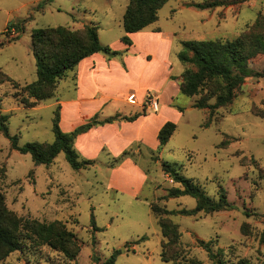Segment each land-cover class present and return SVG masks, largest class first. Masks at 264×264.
Returning a JSON list of instances; mask_svg holds the SVG:
<instances>
[{"label": "rangeland", "instance_id": "1", "mask_svg": "<svg viewBox=\"0 0 264 264\" xmlns=\"http://www.w3.org/2000/svg\"><path fill=\"white\" fill-rule=\"evenodd\" d=\"M212 1L218 0H168L152 25L174 31L182 40H231L249 31L264 34V0H219L225 5L209 10L192 6ZM127 3L0 0V73L11 80L0 84V116H8V133L17 137L19 146L53 141L56 107L50 105L58 92L69 93L73 82L69 71L56 82L51 100L22 103L32 101L25 85L36 80L31 31L56 26L80 30L93 23L105 43L123 33L121 21ZM248 67L251 76L235 90L231 103L210 115L207 109L192 106L204 91L192 97L178 94L174 112L152 113L144 105L137 117H155L151 126L168 118L176 125L174 133L162 147L145 137L146 141L127 149V157L118 159L119 154L106 165L94 162L88 169L73 170L63 153L49 165H35L29 154L13 150L0 132V194L6 208L18 217L43 223L60 221L81 243L73 260L46 245L28 244L0 264H102L114 250L121 251L114 264H184L190 259L213 264L197 240L210 241L226 264H238L241 259L264 264V55L250 60ZM213 102L214 98L209 100ZM207 120L209 126L204 128ZM126 159L135 170L123 164ZM164 162L192 179L214 201L222 187L233 208L179 214L181 209L192 210L196 203L189 196L165 197L169 188L180 185L164 171ZM112 168H117L114 175L110 174ZM150 204L173 213L166 217L177 225L180 237L176 246L165 247L172 261L160 259L162 238ZM142 236L146 239L132 244Z\"/></svg>", "mask_w": 264, "mask_h": 264}, {"label": "trees", "instance_id": "2", "mask_svg": "<svg viewBox=\"0 0 264 264\" xmlns=\"http://www.w3.org/2000/svg\"><path fill=\"white\" fill-rule=\"evenodd\" d=\"M167 1L128 0L121 21L124 35L120 41L125 45H130L128 35L155 22L157 11ZM223 5H225L223 1L218 0L202 4L195 3L192 6L199 10H209ZM19 30L22 29L19 28ZM30 45L35 62L36 80L25 85L28 97L32 99V101L24 99L22 103L25 105L36 104L38 101L52 98L56 82L64 78L69 71H73L84 58L94 53H102L109 58L120 55L118 51L99 42L98 27L93 23L84 24L80 30H70L65 26L34 29L30 34ZM257 55H264V34H253L251 31L242 33L231 40L217 38L181 41L177 58L181 63L189 64L191 67L184 69L178 79L179 92L192 97L204 91L192 106L197 109H207L210 115L214 109L231 103L235 96V90L244 83L246 78L251 76L252 71L248 65L250 60ZM0 74V84L11 83L5 73ZM212 98H214V102L210 104L209 100ZM136 118V115L112 117L103 121L92 118L66 133L59 128V113L58 107H56L51 125L54 139L50 143L29 142L19 146L17 137L8 133L7 115L0 116V132L10 142L13 150L20 154H29L35 165H49L59 153H63L65 161L73 170H85L90 168L94 162L79 158L74 147L75 138L93 126L111 123L113 120L131 122ZM208 126L209 120L203 124L204 128ZM175 129V123L170 121L160 127L156 135L158 147L166 144ZM218 146L222 148L224 144L220 143ZM127 156L128 150L126 149L117 158L121 159ZM162 166L170 178L180 185L179 188H169L165 197L170 199L189 196L195 200L196 204L192 210L181 209L178 211L179 214L192 216L200 212L213 213L233 208L232 204L227 201L222 187L218 189L219 198L214 201L203 192L197 183L182 176L171 164L164 162ZM149 209L156 218L162 238L160 259L164 262L172 261L171 257L166 256L165 247L176 246L180 237L177 225L166 217L173 213L166 209H159L152 204L149 205ZM91 222L93 224V218H91ZM145 239L146 236H142L132 244L135 245ZM28 244L46 245L63 253L69 260L75 259L81 250L80 241L60 221L43 223L28 217H18L6 208L3 196L0 194V261L8 254L18 251ZM197 244L207 253L213 264H226L220 257V251L212 250L210 241L197 240ZM126 249L127 247H125V251ZM120 253V250H114L102 264H114L115 257ZM184 264L200 263L190 259ZM238 264L249 263L247 260L241 259Z\"/></svg>", "mask_w": 264, "mask_h": 264}, {"label": "crops", "instance_id": "3", "mask_svg": "<svg viewBox=\"0 0 264 264\" xmlns=\"http://www.w3.org/2000/svg\"><path fill=\"white\" fill-rule=\"evenodd\" d=\"M152 24L129 34L130 45L120 41L124 31L105 43L101 42L98 33L99 42L120 55L109 58L102 53H94L70 71L73 76L71 91L67 94L58 92L50 105L58 107L62 132H71L92 118L103 121L137 115L144 105L152 113L160 110L174 112L175 99L180 94L178 79L184 70L182 65H178L181 62L177 54L180 42L184 40L174 31ZM148 96L156 98V112L146 103ZM167 119L162 118L154 126L151 125L157 119L145 116H138L131 122L113 120L93 126L75 138L74 147L84 159L106 165L109 158L117 157L138 141H146L145 137L153 138L156 144L157 132ZM130 162L126 159L123 164L135 170ZM116 171L117 168H112L110 174L114 175Z\"/></svg>", "mask_w": 264, "mask_h": 264}, {"label": "built area", "instance_id": "4", "mask_svg": "<svg viewBox=\"0 0 264 264\" xmlns=\"http://www.w3.org/2000/svg\"><path fill=\"white\" fill-rule=\"evenodd\" d=\"M130 97L133 96L131 95ZM146 103L152 111L156 112L158 110V102L155 97L148 96V98L146 99Z\"/></svg>", "mask_w": 264, "mask_h": 264}]
</instances>
